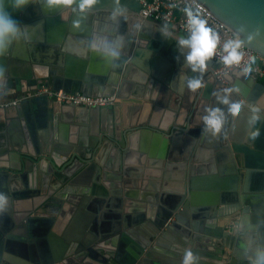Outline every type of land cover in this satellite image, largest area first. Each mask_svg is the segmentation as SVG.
Listing matches in <instances>:
<instances>
[{
  "label": "crops",
  "instance_id": "obj_1",
  "mask_svg": "<svg viewBox=\"0 0 264 264\" xmlns=\"http://www.w3.org/2000/svg\"><path fill=\"white\" fill-rule=\"evenodd\" d=\"M115 1L134 12L125 9L119 14L113 13L118 20L104 21L101 33H90L88 17L82 13L75 15L74 31L68 32V21L59 17L61 13L57 10L58 0H45L41 4L38 0H0V102L29 93L39 88V84L52 86V74L47 72L40 76L37 73L38 64L47 70L51 67L59 72H76L81 71V66L75 60H79L81 56L87 58L91 54L96 59L89 63L85 71L87 73L83 72V76L88 77V73L91 76H101L108 68L104 58L110 56V52L120 50L135 20H142L138 14L139 7L134 9L132 5L136 2ZM8 17L19 20L14 30L3 24L2 20ZM148 25L145 29L149 32L148 38L151 41L159 39V45L157 44L154 52L146 46H140L148 54V59L142 61V65L132 64L128 72V80L132 85H139L141 93L137 96L132 94V87L129 92H123L124 98L113 106L112 113L106 114L104 123L99 115L90 113L87 109H83L78 121L70 116L61 120L67 106L45 98L29 99V102L25 101L13 108H0V136L9 149L30 148L36 143L49 152L57 150L59 164H62L59 166L60 170H66L69 164H73V156L78 155V160L74 161L77 164V175L74 176L77 183L71 181L62 188L51 179L46 184V178L41 182L36 171L26 175L24 187L17 183L18 194L28 191L33 206L27 205L32 208V213L23 219L15 221L10 216L0 218L5 231L4 241L15 239L23 244V247L20 244L12 247L15 253L4 252L7 260L13 258L21 264H36L34 261L38 246L35 241L40 238L39 231L44 226V220L51 219L54 220L50 228L53 236H48V242L52 253L60 252L64 258L69 243L80 241L94 244L99 239H105L103 243L109 244L105 249L112 251V255L107 260L104 257L98 258L105 263L91 261L90 264H124L125 246H132L138 241L137 231H151L150 217L158 219V213L160 215L169 211L179 201L184 186L187 193L188 185L194 186L195 199L199 202L214 192L221 194L224 190L228 195L235 193L226 191L232 184V181L229 182L230 174L224 172L229 158L237 168L229 143L228 149L223 142L220 148L211 149L210 154L199 152L197 158L195 154L200 147L201 137L206 145L212 146L216 143V132L211 129L207 131L205 126L201 127L200 135L191 147L193 136L187 132L188 129L177 133L169 128L174 107L170 90L173 86L190 88L193 81L199 82L197 74L208 68L202 63L203 57L199 51L188 43L184 44L172 33L166 34L160 25L153 22ZM92 42L95 48L91 45ZM175 44L178 48L174 50V62L170 64L168 52L173 51ZM183 47L187 49L184 50ZM66 51L68 54L64 53ZM197 56L199 63H193L192 60ZM62 57L65 58L64 61ZM179 66L184 67L180 69ZM181 71L188 73L187 79H183ZM225 90L226 88L223 93ZM233 92L237 94L234 89ZM225 96L231 98L228 93ZM240 102L245 104L243 100ZM239 110L241 112L237 113ZM253 114L258 118L256 111L250 107L236 109L234 118L238 116V121L228 131L237 139L253 135L257 140L256 144L264 152V123L260 122L259 127L254 128L256 119ZM215 115L218 120L222 119L221 113ZM97 131L99 134L95 136ZM95 138L98 139L96 149L85 153V149L93 144ZM69 149H74L73 153L64 154L63 151ZM263 152L254 153L264 156ZM247 161L249 163L250 160ZM252 163L254 166H249L250 170H244L242 179L238 177L236 194L242 188L243 194L256 196V199L251 200V208L264 209L263 162L255 159ZM51 170L55 172L52 167ZM20 200L24 201L23 198ZM195 202L187 209L189 227L181 222L170 235L173 243L188 244L201 258L212 255L208 249L216 239L202 233L203 238L188 237L187 241L182 238L186 230L193 224L202 230L211 231L215 226L229 229L231 220H216L215 208L208 209ZM27 206L19 203L17 212L25 213ZM5 208L10 209L11 215L15 213L12 204H6ZM179 210L181 207H178ZM248 225L255 227L252 223ZM93 227L97 228L98 236ZM190 230L191 233L195 231ZM238 231L242 233L239 243L243 246L247 264H264V224L261 227L259 225V228ZM165 242L170 241L167 239ZM85 250L87 248L71 254L75 260L66 264H86L85 260L89 257ZM226 250L223 249L221 258L225 257L224 254L228 252ZM146 254L148 262H144L145 264H179L177 257L161 248L147 251ZM205 263L203 260L190 263L186 258L183 264ZM219 264H223V260Z\"/></svg>",
  "mask_w": 264,
  "mask_h": 264
},
{
  "label": "water",
  "instance_id": "obj_2",
  "mask_svg": "<svg viewBox=\"0 0 264 264\" xmlns=\"http://www.w3.org/2000/svg\"><path fill=\"white\" fill-rule=\"evenodd\" d=\"M5 2V0H3ZM45 0H38L39 4L43 3ZM197 4L201 6L209 15L214 17L219 23H221L226 29H228L232 34H235L237 39L238 46L246 47L256 53L264 60V0H194ZM4 7V6H3ZM58 12L61 13L59 17H63L68 21L66 24L70 29L68 32H73L74 30V17L77 13H82L87 15L89 22V32L96 33L100 32V29L103 30L105 25L104 21L109 19L118 20V17L113 15V13L119 14L123 10L129 12H134L133 9L127 8L123 4L116 2L115 0H58L57 3ZM7 13L8 11H4ZM10 14V13H8ZM11 15V14H10ZM117 18V19H116ZM98 19L102 20L101 22ZM3 21V24L11 26V29L14 30L16 25L19 24V20L16 17H8ZM104 22V25H103ZM149 22H153L156 25L166 31V34L172 33L178 37L184 44H189L193 49L200 52L201 57H203V65L208 67L207 70H201L197 75L199 77V82L193 81V85L190 88H177L173 86L170 90L172 93V101L174 107L172 109V118L169 125V128L173 129L177 133H183L181 130L188 129L193 136V141L191 143L194 145L195 140L198 139L200 135V128L205 126L207 131L214 130L216 143L214 145H206L204 138L201 137L200 147H198L195 157H199V152L203 154L211 153V149H217L221 147V143L224 142L226 149H228V143L231 145L233 150V157L235 160V165L232 159L229 158L227 166H225V173H229V182L232 181V184L229 185V193H235L228 195L224 190L221 194L214 192L210 196H205L199 202L198 199H195L194 186L191 184L188 185V193L186 186L183 187V192L179 201L172 205L171 209L163 214L158 213V219L155 217H150L152 220L151 231L143 232L137 231L138 241L132 246H125L124 264H145L147 261L146 257L148 256L147 251H155L160 248L167 253L173 254L178 258L179 264H183L186 261L197 262L198 260H203L205 264H219V261L223 260L220 255L223 252V249L229 250L233 257L235 258L236 264H247V257L242 250L243 246L239 243V237L242 233H238V229L248 230L252 228H259L264 224V209L251 208V200L256 199V196H249L242 193V188L237 193V180L241 177L242 173H245L244 170H250L249 166H254L252 161L262 160L261 167L264 169V156H257L254 152H263L260 146L256 144L257 140L253 135L248 136L245 139H237L233 134L228 131L230 127H234V124L238 121V116L234 118L236 109H242L245 107H250L258 114V118L252 116L256 119L254 123V128L259 127V123H264V84L255 80L249 74L244 71L234 69L226 74L218 73V70L221 67V64L218 60L213 59L208 55L203 49L202 43L199 41L189 40L185 34L180 31H173L170 29L167 23L160 21H153L151 18H142V20H135L132 30L126 36L124 44L120 50L112 51L109 54L110 56L105 57L107 63V69L104 70L101 76H96L92 74L91 76L88 73V77L83 76V72L86 71L87 66L92 61H95V56H88L83 58L81 56L79 60H75L77 64H80L81 71H58L47 68H43L42 65L38 64L37 73L41 75L52 74V79L50 84L54 86L57 90H64L65 92L71 94H84L91 97H107L112 93L118 99L119 103L122 97L123 92H129L130 88H133L132 94L140 95L141 87L139 85H132V82L128 80L129 70L132 64L142 65V61L148 59V54L146 51H142L139 47L146 46L150 51H156L157 44L159 45V39L151 41L148 38V33L146 32V27H148ZM67 32V33H68ZM161 31L158 30V33ZM89 33H87L88 35ZM167 38V37H165ZM149 42L148 44H146ZM95 48L93 42L91 43ZM155 45V46H153ZM92 47V48H93ZM60 48V47H59ZM178 48L177 44L173 47V51L168 52V62L172 64L174 62V50ZM184 50L187 47H183ZM94 52V50H91ZM148 51V53L150 52ZM143 52L145 54H143ZM68 54V52H64ZM59 58V57H58ZM62 61L65 60V58ZM60 59V60H61ZM108 60V61H107ZM199 56L193 59V63H199ZM42 64V63H41ZM188 64V63H187ZM185 66V64H184ZM184 66H179L182 69ZM198 66V65H197ZM178 67V68H179ZM78 72V75H77ZM183 72V79L188 78V73ZM87 73V72H85ZM182 77V76H181ZM193 79L195 77L192 75ZM41 85L39 84V87ZM226 88V92L223 93V89ZM233 89L237 92H233ZM230 94L231 98H226L225 94ZM212 94H214L212 96ZM225 96V97H224ZM45 98L36 97L34 99ZM244 101L245 104H242L240 101ZM27 101V102H29ZM24 103V102H23ZM116 103V104H117ZM61 106H67L65 108V113H63L61 120L65 119V116H70L71 119L78 121L79 115L84 111L83 109L89 110V112L99 115L102 119V123L105 122L106 114H110L113 111V106L105 107H75L68 106L61 103H58ZM22 105V103H21ZM241 107V108H240ZM79 108L81 110H77ZM239 110L237 113H240ZM216 113H221L222 119L218 120ZM80 121V120H79ZM191 127V130H189ZM256 129H254L255 131ZM95 136L99 132H95ZM254 134V132L252 133ZM4 139L0 136V218H10L13 220L23 219L25 216L28 217L32 213V208L27 205L33 206L32 198L28 191L24 194H18L17 183L19 186L23 184V181L26 180V175L32 171H36L38 176H40L41 182L45 179L46 184L50 183L51 179H54L58 184L63 188L69 182L77 183L74 176L77 173V164L74 162L78 160V155H74L72 158L73 164H69L66 170H60L62 164H59L60 158L58 157V151L49 152L41 148L40 145L34 144L30 148H12L7 147L6 143L3 142ZM95 142V143H94ZM98 144V139L93 140V144L89 146L88 149H85V153L96 149ZM189 148V150L191 149ZM209 147V148H208ZM74 149H69L64 154L70 155L73 153ZM46 151V152H45ZM264 153V152H263ZM249 159V163L247 161ZM29 163V164H28ZM31 164V165H30ZM51 167L55 169V172L51 170ZM69 167V168H68ZM227 173V174H228ZM253 173V172H251ZM226 174V175H227ZM239 177V178H238ZM27 184V183H26ZM25 186L24 184L22 185ZM54 194V193H53ZM23 198L24 201L20 200ZM259 198V196H257ZM261 199V198H259ZM198 202L202 206L208 207V209L215 208L214 217L216 218H227L231 220V225L229 229L225 227H213L212 230H202L200 227H196L195 224L191 228L187 229L183 234L182 238L188 241V237L192 238H203V234L208 235L210 238H215L216 241L213 243V246L208 250L212 252V255L201 256L197 255L193 250L188 247V244L173 243L170 235L171 231H174V228L178 226L179 223H186L188 225L187 209L194 205L193 203ZM22 201V202H21ZM94 202V201H93ZM195 202V203H196ZM19 203H25L27 208L25 213L17 212V206ZM180 203V204H179ZM6 204H12L15 213L11 215L10 209H6ZM95 203H93L94 205ZM180 205V206H178ZM178 207H181V210L178 211ZM154 216V212H153ZM249 221V222H247ZM54 220L47 219L44 220V226L40 228L39 234L40 238L37 239V257H35L36 264H66V262H72L75 260V257H72L71 254L79 252L84 248L87 258L85 260L86 264H90L91 261L97 263H105L103 260H99V257H104L105 260L112 255V251L108 252L105 249L109 244L103 241L105 239H99L97 243L84 244L80 241H75L69 243V249L64 254L62 253H52L50 245L48 242V236H53L50 232V228ZM252 223L255 225H248ZM253 226V227H252ZM195 230L191 233V230ZM93 230L99 235L97 228L93 227ZM199 232V233H197ZM203 233V234H202ZM236 234L238 235L236 237ZM5 231L0 223V264H19L13 258H5L4 252L11 251L15 253L13 248L20 244L15 239H10L4 241ZM170 242H165L166 240ZM182 239V240H183ZM99 241H101L99 243ZM233 241H236L234 244ZM57 245V243H55ZM170 245V246H169ZM153 246L154 248H150ZM13 247V248H12ZM20 247H23V244H20ZM103 247V249H102ZM39 248L41 251H39ZM107 248V247H106ZM123 252V253H124ZM122 253V254H123ZM216 254V255H215ZM248 256V255H247ZM180 258V259H179ZM180 260V261H179ZM145 262V263H144ZM21 264V263H20Z\"/></svg>",
  "mask_w": 264,
  "mask_h": 264
},
{
  "label": "built area",
  "instance_id": "obj_3",
  "mask_svg": "<svg viewBox=\"0 0 264 264\" xmlns=\"http://www.w3.org/2000/svg\"><path fill=\"white\" fill-rule=\"evenodd\" d=\"M133 1L138 4V14L141 18L167 23L172 29L182 31L189 40L201 42L205 52L221 64L218 73L226 74L238 69L264 84V60L252 50L238 46L235 34L194 0ZM44 96L56 103L85 108L111 106L118 102L114 94L107 97H91L41 85L15 99L0 102V108H13L29 99ZM226 251L228 252L222 258L223 264H236L232 253Z\"/></svg>",
  "mask_w": 264,
  "mask_h": 264
},
{
  "label": "rangeland",
  "instance_id": "obj_4",
  "mask_svg": "<svg viewBox=\"0 0 264 264\" xmlns=\"http://www.w3.org/2000/svg\"><path fill=\"white\" fill-rule=\"evenodd\" d=\"M123 1H125V2H129V1H131V0H123ZM132 5H133L134 9H137V8H138V5H137L136 3H133Z\"/></svg>",
  "mask_w": 264,
  "mask_h": 264
}]
</instances>
